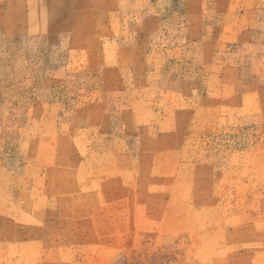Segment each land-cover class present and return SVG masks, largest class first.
Here are the masks:
<instances>
[{"label": "rangeland", "instance_id": "rangeland-1", "mask_svg": "<svg viewBox=\"0 0 264 264\" xmlns=\"http://www.w3.org/2000/svg\"><path fill=\"white\" fill-rule=\"evenodd\" d=\"M0 264H264V0H0Z\"/></svg>", "mask_w": 264, "mask_h": 264}]
</instances>
